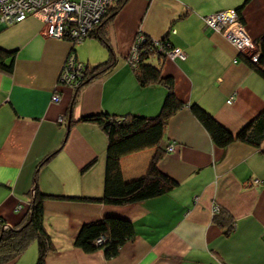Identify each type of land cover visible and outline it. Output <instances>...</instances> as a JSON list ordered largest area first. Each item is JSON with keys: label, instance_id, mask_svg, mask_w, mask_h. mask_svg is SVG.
<instances>
[{"label": "crops", "instance_id": "obj_1", "mask_svg": "<svg viewBox=\"0 0 264 264\" xmlns=\"http://www.w3.org/2000/svg\"><path fill=\"white\" fill-rule=\"evenodd\" d=\"M243 2L126 0L104 27L115 64L80 88L70 112L74 90L57 83L70 40L44 35L41 20L33 15L11 24L0 21V46L16 50L12 73L0 70V216L8 226L24 218L35 191L101 195L107 137L99 124L81 116L102 111L149 116L160 110L166 88L140 85L126 59L138 31L151 38L168 37L186 52L184 59L161 63V74L173 78L184 103L169 117L161 141L175 148L158 162L178 185L120 206L46 198L44 224L54 249L44 264H264V141L261 147L240 140L220 147L190 109L198 103L235 133L264 108V78L239 56L235 45L202 20L205 14ZM241 16L253 40L264 33V0H249ZM75 52L86 64L108 57L107 47L89 36ZM55 89L58 101L52 100ZM154 150L123 155V176L143 175ZM215 203L232 216L227 237L213 220ZM105 215L126 217L136 230L110 258L101 248L86 252L74 243L84 222ZM36 258L32 242L4 264H35Z\"/></svg>", "mask_w": 264, "mask_h": 264}, {"label": "trees", "instance_id": "obj_2", "mask_svg": "<svg viewBox=\"0 0 264 264\" xmlns=\"http://www.w3.org/2000/svg\"><path fill=\"white\" fill-rule=\"evenodd\" d=\"M125 1L115 0L114 2H109L101 20L86 35V37H94L102 42L108 49V57L94 64L84 63L83 76L80 82L72 87L74 94L69 105V112L77 101L80 88L91 77L110 69L115 64V55L104 33V27L113 19ZM248 1L244 0L241 5L235 7L242 23L241 11ZM172 31L175 32V29H172ZM138 33L141 32L138 31ZM144 36L145 40L143 43L150 44L151 42H148L150 38L146 35ZM160 39L164 45V50L167 51L172 48L173 45L168 37ZM68 40L70 39L68 38ZM81 42L74 43L69 50L75 56V48ZM254 44L255 52L253 53L257 55L256 60L252 59L250 53L247 54L242 51H239V56L264 78V33L254 39ZM15 55V49H6L0 46V70L12 73ZM165 58L166 54L164 51H147L139 48L138 60L132 65L135 77L140 85L161 84L166 88L160 110L156 114L148 116L131 112L116 114L102 111L85 114L80 117V120L99 124L107 137L101 195L98 197L67 196L35 191L28 210L19 223L3 227L4 220L0 216V264L18 257L32 242L37 245L35 264H44L46 254L54 249L51 236L44 224V200L48 197L97 200L105 204L120 206L164 194L178 185V181L163 172L158 165L160 157L167 151V146L164 147L161 143L166 123L169 117L184 105L183 101L176 95L173 78L169 75L164 76L161 74V63ZM57 82L59 83L58 79ZM54 93L59 95L57 89L56 91L54 90ZM190 109L206 128L212 141L220 147H225L234 140L261 147V143L264 141V108L235 133L227 129L198 103L190 104ZM72 122L73 120L70 119V124ZM146 147H155V150L145 173L133 179H126L122 173L120 158L127 153ZM57 150L58 148L48 153L40 163L50 159ZM262 150L264 151V149ZM213 220L222 228L224 236L227 237L231 234L233 230L232 216L228 211L224 209L214 211ZM135 233L134 223L130 219L118 215H105L99 219L84 222L75 237L74 243L86 252L101 248L104 255L110 258L117 255L120 247L132 239Z\"/></svg>", "mask_w": 264, "mask_h": 264}, {"label": "built area", "instance_id": "obj_3", "mask_svg": "<svg viewBox=\"0 0 264 264\" xmlns=\"http://www.w3.org/2000/svg\"><path fill=\"white\" fill-rule=\"evenodd\" d=\"M109 0H0V21L11 24L25 19L33 14L42 22V33L50 37H66L71 40V47L79 43L93 28V21L98 20L105 11ZM206 26L221 32L239 51L249 50L253 60L257 59L254 40L248 35L235 8L221 9L202 16ZM174 30V29H173ZM150 38L153 46L147 51H164L166 58L178 57L184 59L186 52L179 46H172L167 51L160 38ZM144 34L138 33L131 52L126 57L133 65L138 60L139 48L144 44ZM167 44V43H166ZM165 44V46H166ZM151 45V44H149ZM84 62L78 60L69 51L61 66L59 83L74 87L83 76ZM58 83V82H57ZM56 91V89H55ZM59 95H52L53 101H58ZM63 115L60 117L62 118ZM58 118L59 120L61 118ZM174 143H169L167 150L171 151ZM20 207V204H18ZM7 226L6 223L3 227Z\"/></svg>", "mask_w": 264, "mask_h": 264}, {"label": "rangeland", "instance_id": "obj_4", "mask_svg": "<svg viewBox=\"0 0 264 264\" xmlns=\"http://www.w3.org/2000/svg\"><path fill=\"white\" fill-rule=\"evenodd\" d=\"M115 0H109L106 4H103V5H105V8H106V6H108V3L109 2H114ZM103 16V15H102ZM102 16L98 19V20H95V21H93L94 23H93V25H95L96 23H98L100 20H101V18H102ZM136 36H137V33H136ZM136 36H135V38H136ZM135 40V39H134ZM148 42H151V41H148ZM133 44H134V42H133ZM132 44V45H133ZM151 45H149V43L148 44H145L144 43V45L142 44V46L140 47V48H143V49H146V48H151L152 46H153V44H152V42L150 43ZM78 46V45H77ZM130 52H131V49H130ZM244 52V51H243ZM248 52H250L249 50H247V52H244V53H247L248 54ZM171 59V58H170ZM64 63V62H63ZM63 63H62V65H63ZM66 85V84H65ZM67 86H69V85H67ZM69 87H71V86H69ZM63 117V116H62ZM61 118V117H60ZM175 148V144H174V147L172 148V150ZM218 209H220V207H219V205L217 204V203H215V205H213V211H216V210H218ZM8 226V225H7Z\"/></svg>", "mask_w": 264, "mask_h": 264}]
</instances>
